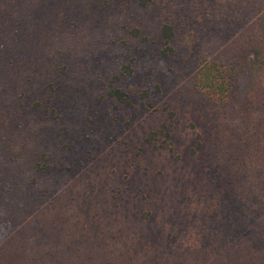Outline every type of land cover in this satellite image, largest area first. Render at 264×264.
<instances>
[{
    "label": "rangeland",
    "instance_id": "374dc122",
    "mask_svg": "<svg viewBox=\"0 0 264 264\" xmlns=\"http://www.w3.org/2000/svg\"><path fill=\"white\" fill-rule=\"evenodd\" d=\"M0 264H264V0H0Z\"/></svg>",
    "mask_w": 264,
    "mask_h": 264
},
{
    "label": "trees",
    "instance_id": "16d2710c",
    "mask_svg": "<svg viewBox=\"0 0 264 264\" xmlns=\"http://www.w3.org/2000/svg\"><path fill=\"white\" fill-rule=\"evenodd\" d=\"M161 34L162 36L166 37V39L170 38L173 36V31L170 25L165 24L161 28Z\"/></svg>",
    "mask_w": 264,
    "mask_h": 264
}]
</instances>
